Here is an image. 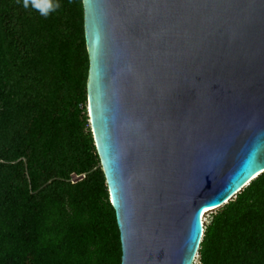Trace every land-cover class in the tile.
Here are the masks:
<instances>
[{"label": "water", "instance_id": "95a60500", "mask_svg": "<svg viewBox=\"0 0 264 264\" xmlns=\"http://www.w3.org/2000/svg\"><path fill=\"white\" fill-rule=\"evenodd\" d=\"M82 4L121 264H194L204 216L264 173V0Z\"/></svg>", "mask_w": 264, "mask_h": 264}, {"label": "trees", "instance_id": "16d2710c", "mask_svg": "<svg viewBox=\"0 0 264 264\" xmlns=\"http://www.w3.org/2000/svg\"><path fill=\"white\" fill-rule=\"evenodd\" d=\"M83 17L82 0H0V264H121ZM197 264H264V173L209 214Z\"/></svg>", "mask_w": 264, "mask_h": 264}, {"label": "rangeland", "instance_id": "374dc122", "mask_svg": "<svg viewBox=\"0 0 264 264\" xmlns=\"http://www.w3.org/2000/svg\"><path fill=\"white\" fill-rule=\"evenodd\" d=\"M72 181H73V178L71 177ZM211 213V212H210ZM210 213H207L205 216H204V222L208 220V216ZM194 264H197V258L195 259L194 261Z\"/></svg>", "mask_w": 264, "mask_h": 264}, {"label": "built area", "instance_id": "2783aa9c", "mask_svg": "<svg viewBox=\"0 0 264 264\" xmlns=\"http://www.w3.org/2000/svg\"><path fill=\"white\" fill-rule=\"evenodd\" d=\"M71 181H72V179H71ZM72 182H75V181L73 180Z\"/></svg>", "mask_w": 264, "mask_h": 264}, {"label": "clouds", "instance_id": "9594fccd", "mask_svg": "<svg viewBox=\"0 0 264 264\" xmlns=\"http://www.w3.org/2000/svg\"><path fill=\"white\" fill-rule=\"evenodd\" d=\"M25 6H27L26 4H25ZM197 258V257H196Z\"/></svg>", "mask_w": 264, "mask_h": 264}]
</instances>
